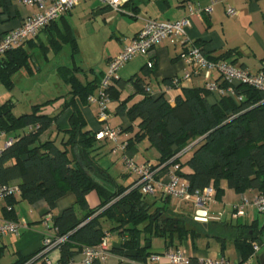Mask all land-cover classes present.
Returning a JSON list of instances; mask_svg holds the SVG:
<instances>
[{
    "label": "trees",
    "instance_id": "1",
    "mask_svg": "<svg viewBox=\"0 0 264 264\" xmlns=\"http://www.w3.org/2000/svg\"><path fill=\"white\" fill-rule=\"evenodd\" d=\"M132 1L135 0H127V3ZM11 2L0 0V7L6 10ZM66 41L76 52L74 36H68ZM58 43L55 38L43 47L58 52ZM23 45L8 51L0 59V80L10 89L14 86L16 72L21 69L28 74L34 72V56ZM228 56L207 57L219 60ZM76 68L58 67L72 88L71 99L67 101L72 106L69 126L58 143L56 140L40 141L42 133L56 119V116L42 113V108L57 99L35 104L31 112L19 116L13 112L15 103L11 99L0 102V129L14 133L15 138L14 143L3 150L0 182L18 181L21 200L30 204L45 200L48 213L62 196L72 191L77 206L83 211L79 215L77 208L70 206L55 218L57 236L67 237L57 247L61 252L60 263L69 264L85 248L98 245L107 232L123 236L120 246L113 247L112 251L141 262L155 252L151 249L154 236L164 238L165 248H178L189 237L195 238L200 233L216 237L223 253L226 243L234 242L241 261L248 259L253 252L252 242H262L264 227L256 230L252 225L232 220L196 221L191 213L176 210L169 195H147L140 187H133L135 180L129 185L119 184L106 168L99 165L92 154L98 143L97 132L88 127L82 106L87 104L101 79L99 83L82 84L74 72L81 69ZM128 84L133 85L134 92L122 98ZM236 90L243 95L242 101L237 102L226 95L210 104L207 101L209 91L205 87H184L183 94L176 95L172 104L164 93L150 94L145 79L139 74L128 81L118 77L108 88L111 100L118 102L115 112L126 114L132 122L137 121L138 129L127 139L128 146L147 138L160 152L155 167L164 166L158 172L179 164L178 173L189 180L190 191L203 190L213 183L217 199L224 193L220 185L222 180H226L228 187L236 193H245L249 189L264 193V90L246 84L236 86ZM138 94L142 97L134 100ZM126 130H134L133 125ZM76 147L85 167L102 184L91 178L78 163ZM189 147L192 154L183 161ZM92 190L101 198L100 205L95 208H90L86 199ZM16 197L8 198L3 208L8 219L17 220ZM41 250L21 256L12 264H34L42 259L38 256Z\"/></svg>",
    "mask_w": 264,
    "mask_h": 264
},
{
    "label": "crops",
    "instance_id": "2",
    "mask_svg": "<svg viewBox=\"0 0 264 264\" xmlns=\"http://www.w3.org/2000/svg\"><path fill=\"white\" fill-rule=\"evenodd\" d=\"M98 5L92 0H83L79 5L74 7L68 13L52 21L47 27L43 28L35 37H31L23 45L35 57V51L41 50L45 53L44 45H50L53 39H57L59 43L57 47L58 52L62 50L65 45H72L67 42L68 36H74L77 42V51L73 52L74 65L59 64L53 69L52 76L46 75L39 78L41 86H51L47 90V94L56 93L59 88H63V92L53 96H49L46 100H53L51 104L42 108V113L56 116L52 126L42 133L40 141L56 140L64 136V130L69 126V118L72 112V106L68 105L67 101L71 99V85L65 81V77L58 71L59 66H67L68 68H80L79 71H74L76 78L82 83L87 84L91 81L99 83L104 73L108 69L109 61L117 56L124 46L131 42V40L138 35L143 28L146 20L155 19L157 21H175L185 16L191 18V25L186 28V39L196 42L204 51V53L211 58H218L222 55L229 54L228 58L235 64L247 68L253 73L264 72V0H135L132 2L125 1L122 5L121 11L112 9L103 4L99 0ZM84 2H92L89 6L83 5ZM211 7V12H206L204 8ZM235 8L238 12L235 15L227 13L228 8ZM190 8H202L200 13H191ZM40 11L37 5H23L12 1L10 5L4 10L0 7V37L4 36L10 30L15 29L30 16L37 14ZM127 18H130L128 20ZM101 21L110 29L108 52L106 56L98 62H82L78 64L75 55L83 52L82 39L77 30L83 24H88L91 21ZM85 39L90 41L94 34L91 29L86 31ZM44 37V39H42ZM90 37V38H89ZM89 46V43H88ZM183 48L180 43L172 44L169 40H163L157 43L148 54L136 55L133 59L127 62L119 70V78L128 81L135 74H139L145 79L147 88L153 92H149L153 96H158L162 93L166 94L172 104L176 95L183 94L184 87H204L205 80L202 76H193L190 80L184 79V74L192 71V67L186 63L183 56ZM4 55L0 57L3 58ZM148 61H153L154 66L150 68ZM84 63V64H83ZM34 72L28 74L25 69H21L14 74L20 73L27 78L36 76L40 73L42 66L35 59L32 62ZM77 69V68H76ZM146 70V71H145ZM13 76V81H14ZM174 77L183 78L179 86L169 87V82ZM213 78L220 84L227 85L217 71L213 72ZM15 82V81H14ZM38 82V81H37ZM15 85V84H14ZM36 87V86H35ZM98 88V87H97ZM97 88L94 93H96ZM134 92L132 84H128L123 90L122 98ZM46 94V95H47ZM47 97V96H46ZM142 95L138 94L134 100H139ZM220 95L217 93H209L207 101L210 104H215L219 101ZM12 100V99H11ZM13 101V100H12ZM17 100H15L16 102ZM35 104L43 102H35ZM4 102V101H3ZM14 102V101H13ZM14 102V103H15ZM118 102L112 101L110 104V118L111 126L119 128L123 131V137L127 140L134 136L137 131V121L132 122L126 114H117L116 107ZM16 104L14 105V107ZM14 109V108H13ZM83 113L87 119L88 127L97 132L102 128V122L98 118V105L95 102H87L82 106ZM133 125L134 130H126ZM13 136L14 133H8ZM116 143L107 139H98V143L93 151L96 161L103 168H106L115 180L121 184V177L124 185H129L126 177L131 176L126 170L124 157L128 156L136 162L142 163L151 161L157 163L160 157L158 149L151 145L146 138L140 142H133L127 147L125 151L118 149L115 152ZM192 149L189 147L188 151ZM187 151V152H188ZM186 154V153H185ZM121 160L122 170L119 172L117 161ZM171 167L163 169L161 174H166ZM117 171V172H116ZM18 183V181H13ZM128 183V184H127ZM221 188L224 190L223 195L218 199V203L214 206V212H224L221 221H238L252 225L254 229L260 230L264 227V214L260 213L256 207L249 206L247 214L238 219H232L230 211L233 205L239 203L244 197H253L258 193V190L249 189L245 193H236L229 188L226 180H222ZM234 191L235 197L230 195ZM158 193L157 195H160ZM230 195V198L228 197ZM18 203L14 205L17 219L24 218L29 224V228H22L18 234L10 233L0 238V264H12L21 256H27L39 250L42 245V240L45 236H57L55 230V218L60 215L62 211L70 206L77 208L79 215L83 211L77 206L76 195L72 191H68L62 196L56 204V207L48 213L49 206L45 200H40L34 204H30L25 200H21L20 195L16 197ZM90 208H95L100 205L101 198L97 191L92 190L86 196ZM27 205L23 206L22 203ZM172 203L177 210L174 200ZM6 203H0V216L5 217L3 208ZM50 216V226L47 228L42 222L43 216ZM112 233V248L119 247L122 243L123 236ZM262 242L261 249L255 260L250 263L253 264L256 260L260 261V255L264 252V231L261 234ZM232 242V241H231ZM234 243V242H233ZM185 247L192 256L195 257H215L221 253H213L205 250L202 247L194 246L191 248L189 241L185 240ZM180 247H183L182 245ZM165 249V246L159 250ZM237 249V248H236ZM238 251V250H237ZM226 252H222V257H226ZM49 255L58 260L61 256L59 248H54L49 252ZM82 253L77 254L74 258H81ZM229 259V258H227ZM241 255L238 252V257L235 261H239ZM231 260V259H230ZM122 261H130L135 264V259L120 255L115 251H111L110 257L101 264H120ZM34 264H45L43 259L38 260Z\"/></svg>",
    "mask_w": 264,
    "mask_h": 264
},
{
    "label": "built area",
    "instance_id": "3",
    "mask_svg": "<svg viewBox=\"0 0 264 264\" xmlns=\"http://www.w3.org/2000/svg\"><path fill=\"white\" fill-rule=\"evenodd\" d=\"M23 5H37L40 11L37 14L25 19L21 26L10 30L0 37V57L8 51L22 46L28 39L35 37L43 28L52 21L71 11L83 0H12ZM108 7L121 11L122 5L127 0H99ZM206 12H211L212 8H204ZM191 13H200L202 8H190ZM235 8H228L229 15L237 14ZM191 25V18L185 16L175 21H157L155 19L146 20L143 28L130 43L126 44L120 53L113 57L108 64V69L104 73L97 91L88 98L89 102L98 105V118L103 123L102 128L97 131V139H107L116 143L115 152L118 149L125 151L128 147L127 140L123 137V131L111 126L109 123L111 101L108 92L109 86L114 79L118 78L119 70L136 55L148 54L151 49L163 40H169L172 44L180 43L183 48L182 56L186 63L192 67V71L184 74V79H191L193 76H202L205 80V88L209 93H217L220 96H231L237 102L243 100V95L238 94L236 86L246 84L257 89L264 90V72L253 73L247 68L241 67L229 59L213 60L207 57L203 49L194 41L187 40L186 28ZM148 66H154L153 61H148ZM217 71L227 85L218 83L213 78V72ZM183 78L174 77L169 83V87L179 86ZM148 92H153L147 88ZM15 141L13 136L0 129V159L3 150L12 145ZM189 149V148H188ZM124 163L126 170L135 175L133 187L140 189L147 195L155 196L158 193L169 195L178 203L188 202L195 206L194 219L200 222L210 220H221L224 212H214V206L218 203L217 190L213 183L203 190L190 191L189 180L179 175V164L171 165L166 174L158 172L164 165L155 167V162H136L134 159L125 156ZM20 195V188L17 183L0 182V203H6L8 198ZM254 206L264 214V193L258 192L253 197H244L239 203L233 205L230 215L232 219H238L247 214V208ZM11 209V206H8ZM51 217L43 216L42 222L49 228ZM22 228H29L26 219L17 220L3 219L0 216V238L10 234H18ZM55 230L57 228L55 226ZM67 239L66 236H45L42 240L41 252L45 264H61L59 260L53 259L49 252L57 248ZM112 233L107 232L102 241L95 246L85 248L81 253V258H73L69 264H95L105 262L111 255ZM253 252L248 259L232 261L226 257L212 259L209 257L192 256L182 247H169L160 252H152L145 262L135 260L136 264H250L258 256L261 249V242L253 241Z\"/></svg>",
    "mask_w": 264,
    "mask_h": 264
},
{
    "label": "rangeland",
    "instance_id": "4",
    "mask_svg": "<svg viewBox=\"0 0 264 264\" xmlns=\"http://www.w3.org/2000/svg\"><path fill=\"white\" fill-rule=\"evenodd\" d=\"M92 2H96L95 0H92ZM92 2L86 3L84 2L83 5L89 6ZM95 5H98V2L95 3ZM130 20V18H127ZM131 21V20H130ZM94 33L90 39V41L86 40L84 37L85 33H87V30H90ZM77 30L81 34L80 36L82 39V45H83V52L75 55L76 62L78 64H82V62H98L100 59L104 56H106L108 52V44H109V36H110V29L107 25H105L103 22L99 21H91L88 24H83L80 26V23L77 27ZM90 38V37H89ZM44 39V37H42ZM89 43V46H88ZM46 53V54H45ZM45 53L41 50L35 51V57L39 64L42 66V70L40 73H37L36 76L27 78L26 76H22L20 73L16 74L14 76V86L13 88L6 87L0 80V102L6 101L8 99H12L15 102L16 106L13 109V112L15 115L19 116L23 113H29L32 110V104L35 102H43V100H46L49 96H53L60 92V94L63 92V88L56 89V93H51V95L48 93L47 90L51 89V86H41L39 84V78L45 77L46 75L52 76L53 69L56 65L59 64H65V65H74V56L72 55V49L70 45H65L60 52H56L53 48L45 49ZM84 64V63H83ZM38 81V82H37ZM36 86V87H35ZM47 94V95H46ZM47 96V97H46ZM112 100L109 103V109L110 104ZM61 139H59L60 141ZM192 149H190L184 156L182 157V160H187L191 154ZM119 166V172L122 170V162L117 161ZM117 172V171H116ZM128 179V183L133 181L136 177L135 175L131 174V176L126 177ZM122 181L123 178L121 177ZM121 181V184H124V182ZM127 183V184H128ZM235 192H230V195L232 197H235ZM229 195V194H228ZM230 195L228 196L230 198ZM21 205L25 206L27 205L26 202L22 203ZM177 210L178 211H185L186 213H191L194 215L195 206L193 203L188 202H182L177 204ZM238 222V221H235ZM189 241V245L191 248H194V246L200 248L202 247L205 250H209L211 254L214 252L221 253V243L219 240L211 235L207 234H198L195 238L189 237L187 239ZM165 245V240L163 237L160 236H154L152 237V244L151 249L152 250H159L162 249ZM184 248L185 241L181 244ZM264 250V246H263ZM226 252V258L231 259L232 261H235L238 257V251L236 249V246L233 242L228 241L225 246ZM221 255L211 257L212 259H218L222 257ZM120 264H134L130 261H122ZM136 264V263H135ZM253 264H261L259 260H256Z\"/></svg>",
    "mask_w": 264,
    "mask_h": 264
},
{
    "label": "water",
    "instance_id": "5",
    "mask_svg": "<svg viewBox=\"0 0 264 264\" xmlns=\"http://www.w3.org/2000/svg\"><path fill=\"white\" fill-rule=\"evenodd\" d=\"M75 153H76V156H77V161H78V163L81 165V167L84 169V171H85V172H86L91 178H93L96 182L102 184L103 182H102L99 178H97V177L95 176V174H94L91 170H89L88 168L85 167V165H84V163H83V160H82V158H81V156H80V152H79L78 147L75 148ZM260 262H261V264H264V252L260 255Z\"/></svg>",
    "mask_w": 264,
    "mask_h": 264
}]
</instances>
